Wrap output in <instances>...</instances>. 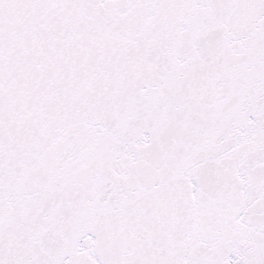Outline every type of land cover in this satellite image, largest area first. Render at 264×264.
I'll return each mask as SVG.
<instances>
[{
    "label": "snow or ice",
    "instance_id": "1",
    "mask_svg": "<svg viewBox=\"0 0 264 264\" xmlns=\"http://www.w3.org/2000/svg\"><path fill=\"white\" fill-rule=\"evenodd\" d=\"M0 264H264V0H0Z\"/></svg>",
    "mask_w": 264,
    "mask_h": 264
}]
</instances>
